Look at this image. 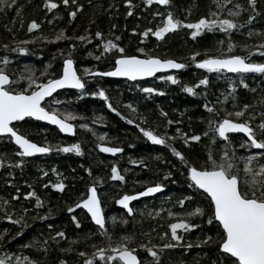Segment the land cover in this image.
Returning a JSON list of instances; mask_svg holds the SVG:
<instances>
[{
  "label": "trees",
  "instance_id": "1",
  "mask_svg": "<svg viewBox=\"0 0 264 264\" xmlns=\"http://www.w3.org/2000/svg\"><path fill=\"white\" fill-rule=\"evenodd\" d=\"M76 2L83 5V8L77 11L75 17H70L68 13L76 5L70 3L65 6L62 0H56L58 7L52 10L47 9L44 0H15L14 3L13 0H0V59L9 57V63L0 64V67L13 80L29 67L35 70L39 79L46 78L40 75L46 68L55 77L60 74L62 61L69 52L78 72L82 73L85 67L92 71L110 70L114 66L115 57L120 53L112 49L101 55L103 41L95 37L98 30L104 34V40H112L123 47L125 54L172 58L184 63L186 67L177 73L161 75L178 77L176 84L161 80L158 78L160 76L147 82L111 80L98 76L86 78V91L103 88L117 112H112L100 97L82 95L80 91L60 92L57 97L61 101L59 105L51 104L49 100L45 106L51 105L61 113L73 114L71 118L74 122H68L76 126L75 138H65L57 129L31 119L16 125L27 138L52 147L53 150L45 156L21 157L13 141L8 137H0V161L3 162L0 164V233H3V239H0V258L8 256L11 264H17V257L20 258V264H31V261L37 264H60L62 260L66 264H84V260L91 257L93 264H106V261L94 255L96 248L107 249L109 244L114 246L123 235H131L133 240L129 247L135 250L141 264H213L220 256L217 234L221 230L217 223H207L210 213L208 198L189 186L184 166L170 148L149 141L137 125L165 136L169 144L197 165L205 161L209 149L219 155L223 141L218 138L217 143H212L209 133L208 137L202 135L198 142L184 145L176 131L178 128L181 133L189 135L203 133L208 129V119L218 120L227 112L234 113L243 108L245 104L249 107L244 110V115L239 118L233 115L231 118L249 120L256 128L260 120L264 119V75L209 72L197 67L190 54L198 52L197 59H203L206 55H248L251 49L259 47L261 41H264V0H257L258 7L254 13L247 0H231L232 5L240 4L242 7L239 16L230 18L243 26L227 33L219 29L205 31L195 38L190 34L193 30L188 29L186 24L201 16L215 18L208 16L210 9L215 10L213 0H171L164 7L154 3L147 5L144 0H132L130 14L124 0ZM8 4L11 7H7ZM168 11L186 23L169 31L163 38L152 36L151 33L148 36L142 35L146 29L154 31L157 26H162ZM221 15L228 16V13L225 11ZM249 15L253 16L252 21L248 20ZM32 20L40 28L29 32L27 25ZM60 29H64V38L55 40ZM79 36H83L84 41L77 39ZM229 40L235 45L230 52L227 51ZM4 45H7V49ZM17 45L26 47L28 51L12 52L11 49ZM139 48H144L145 52H138ZM96 56L101 58L97 60ZM248 60L264 62V55L251 52ZM203 77L208 78L207 85L198 84ZM242 79L248 85L247 88L240 83ZM25 84L24 80H20L19 84H13V88ZM229 84L235 87L229 88ZM185 85L193 86L196 95L185 91ZM149 87L159 91H143ZM128 104L133 107L129 108ZM205 104L215 108L219 115L209 112ZM162 112L166 115H162ZM129 120L135 123H129ZM85 124L88 127H81ZM102 134L105 136L103 140L100 139ZM230 138L237 154L246 156L255 151L254 148L238 146L245 137L230 135ZM76 142H79L82 149L79 154L59 150L60 145ZM100 144L119 147L122 152L114 158L104 155L99 151ZM18 160H23V164L17 166L15 162ZM113 164L125 177L124 181L111 178ZM242 166L243 161L240 163ZM168 171L172 172V176L166 178L165 173ZM61 182L64 184L63 190L52 187V184ZM157 182L164 185V193L136 203L135 206L146 204L156 207L157 202L163 201L175 213H184L197 206L204 209L203 216L189 218L199 225L198 228L188 231L178 229L183 239L177 247L156 249L160 254L159 262L154 261L146 249L137 245L149 242L155 245L177 243L170 240L171 230L168 225L180 217H169L167 212H163L158 217L143 215L138 218L134 212L129 215L116 206V200L123 194L140 192ZM92 185L100 189L106 218L109 211L116 210L119 220L112 226L106 224L111 240L100 233L84 210L73 208L72 212L68 211L80 199L86 198L88 188ZM29 191L36 192L41 204L37 205L36 197L25 196ZM13 196L16 198L13 199ZM185 196L191 199L180 205L178 201ZM5 200L9 203L3 204ZM7 213H11L13 220L21 216L23 219L19 224L13 223L3 218ZM74 215L80 221L79 227L72 220ZM59 231L65 233L64 237H55ZM205 235L211 236L212 241L200 243ZM188 243L192 247L187 250L180 246ZM81 252L87 255H80Z\"/></svg>",
  "mask_w": 264,
  "mask_h": 264
},
{
  "label": "snow or ice",
  "instance_id": "2",
  "mask_svg": "<svg viewBox=\"0 0 264 264\" xmlns=\"http://www.w3.org/2000/svg\"><path fill=\"white\" fill-rule=\"evenodd\" d=\"M15 0H13V3ZM215 4V10L210 9L208 16L215 18H207L201 16L197 20L191 23H187L188 29H192L191 36L195 38L198 34L205 31H213L219 29L223 32H230L233 29L242 27L237 21L230 17L239 16L242 5L231 4V0H213ZM45 6L48 10L56 9L58 7L56 0H44ZM65 6L70 3L76 5V8L68 13L70 17H75L77 11L83 8V5L77 4L76 0H62ZM124 3L129 6V14L131 13L132 0H124ZM147 5L157 3L159 5H169L171 0H144ZM250 6L251 12H255L258 4L257 0H247ZM231 5V6H230ZM7 7H11L8 4ZM227 12L228 16L222 17L223 12ZM154 15H162L161 13H154ZM248 20L252 21L253 16L249 15ZM186 22L182 19L174 17L171 11H168L162 21V26H157L155 30L146 29L142 35L148 36L151 33L152 36L157 38H163L166 33L171 30H175ZM28 31L31 32L34 29H39L40 25L32 20L27 25ZM115 27V25H113ZM135 31V29H133ZM95 37L101 38L103 41V52L107 53L112 49L118 50L120 53L115 57L114 66L108 71L95 70L92 71L85 67L81 72L77 71L75 62L69 52L66 58L62 61V69L59 75L53 77L48 73L47 68L44 72H41L42 77L45 79H39L35 70L32 68H25L22 70V74L13 80L6 72V70L0 67V134H8V138L19 146V156H31L36 153H49L53 149L48 146L33 142L27 138L24 134H21L19 130L13 126L14 121H23L25 117H35L41 121H48L52 125L58 126L59 130L64 133H71L74 130V125L68 122L69 118L73 116L71 112L61 113L59 109L55 107L45 106L47 103L46 98L51 100V104L59 105L61 103L58 99H51L53 93L57 89L71 87L80 90L82 95H91L93 97H100L107 104V107L112 112H117V109L113 107L109 102V97L103 88H99L98 91L88 92L86 91L85 79L92 75L111 76V77H129L135 80L137 77L152 76L160 69H183L186 67L184 63L177 62L176 59H165L155 55H128L125 54V49L118 43H114L112 40H104V34L101 31L95 32ZM47 39V37H43ZM64 38V29H60L59 33L54 37L55 40H61ZM77 39L84 41L83 36L77 37ZM117 39H119L117 37ZM221 43H223L221 41ZM7 49V45H4ZM70 47L74 48L75 45ZM99 47V45H98ZM235 47L233 42L229 40L227 51ZM12 52L26 53L28 49L26 47H17L11 49ZM138 52L144 53V48H139ZM257 52L264 55V41H261L259 47H254L248 53ZM92 55V53H89ZM248 55H206L203 59H197L198 52H192L190 54L193 62L201 69H206L209 72L230 71L234 73H260L264 75V62H250ZM101 56H96L99 60ZM9 63V57L4 56L0 59V64L7 65ZM161 80L171 81L173 84L178 82V77L168 75L167 77H158ZM20 80H24L26 84L22 87L13 88V84H19ZM208 78L203 77L198 81L199 85H207ZM244 87L248 85L242 79L240 81ZM229 88H234L235 85L229 84ZM184 90L188 93L196 95L193 86L185 85ZM143 91L153 93L159 91L156 88H145ZM44 102V103H42ZM128 107H133L128 104ZM211 113L219 115L217 110L208 104L204 105ZM249 105L245 104L243 108L238 109L234 113L227 112L223 117L218 120L208 119L207 131L203 133L187 134L181 133L178 128L176 131L180 134V138L184 145H189L190 142H198L201 140V136L208 137L211 133L210 140L212 143H217L218 138H222L223 144L219 149V155H216L211 149L207 153L205 161L201 165H197L188 159V157L178 150L176 147L168 143V139L165 136L157 134L150 128L140 127L137 125L140 132L149 140L159 145H167L172 154L178 158L181 164L184 166V170L187 175V179L190 182V187L194 188L201 195L206 196L209 202L210 213L207 219L208 224L213 222L217 223L221 230L218 235L217 248L220 253L218 261H214L213 264H264V119H261L258 126L254 128L249 120L232 119L234 115L239 118L244 115V110ZM119 114V113H118ZM162 115L166 113L162 112ZM251 116V113H249ZM127 119V117H125ZM143 119V117H141ZM129 123H135L129 120ZM171 123V121H169ZM81 127H88V125H81ZM242 133L246 137L243 143L239 144V147H246L249 149L255 148L261 151H252L248 155L237 154L234 150L230 134ZM100 139H105L102 134ZM175 139V137H172ZM99 147L102 151L107 153L121 152L119 147H109L105 144H100ZM59 150L63 152H76L81 153L82 149L79 142L70 145H60ZM243 161L242 168L240 163ZM3 162L0 161V164ZM17 166L23 164V160L15 162ZM137 163V161H133ZM45 175V173H41ZM172 172L165 173V177H171ZM111 178L124 181L125 177L120 173L115 164L111 167ZM11 183V181H9ZM55 189L63 190L64 184L55 183L52 184ZM164 188L162 183H155L154 185L145 187L143 191L135 192L134 194H123L116 203L123 206L127 210V213L131 215L135 210L130 206V201L159 192ZM19 190L17 189V192ZM27 197H36L37 205L41 204L40 198L35 191H29L25 193ZM16 197L13 196V199ZM191 197H182L178 203L184 205L186 200ZM3 204L9 203L7 200L2 202ZM82 206L87 210V214L90 215L91 221L94 222L102 235H105L111 240L110 234L106 231V219L104 211L101 205V200L97 195L96 187L90 186L86 198L80 199L77 204L68 208L69 212L73 211V208ZM27 210L25 209V212ZM159 209L156 210L159 214ZM151 215V213H150ZM204 209L202 207H195L191 211L184 213H175L168 211L169 217H180L174 222L170 223L168 227L171 230V241L177 243H164V244H151L141 243L137 247L146 249L154 261L159 262L160 254L156 249L175 248L178 243L183 239L182 235L178 234V229L185 231L198 228L199 225L191 222L189 218L195 216H203ZM6 220L19 224L23 217H19L13 220L11 213H7L3 217ZM115 219V218H113ZM72 220L76 223L77 227L80 226V221L74 215ZM51 227V225H49ZM19 235V233H17ZM65 233L59 231L55 233V237H64ZM167 235V234H165ZM0 239H3V233H0ZM11 239V237H9ZM133 237L131 235H123L120 240L113 246L108 245V248L103 247L96 248L95 254L100 260L106 261V264H141L138 256L135 254V250L129 247V243L132 242ZM212 241V237L205 235L200 243H209ZM25 246H34L25 245ZM185 250L192 247L191 243L181 244ZM95 247V245H93ZM80 255H87L81 252ZM27 259V257H25ZM0 264H11V260L8 256L0 258ZM17 264H20V258L17 257ZM31 264H37L36 261H31ZM60 264H66L65 261H60ZM84 264H93L91 257L84 260Z\"/></svg>",
  "mask_w": 264,
  "mask_h": 264
},
{
  "label": "water",
  "instance_id": "3",
  "mask_svg": "<svg viewBox=\"0 0 264 264\" xmlns=\"http://www.w3.org/2000/svg\"><path fill=\"white\" fill-rule=\"evenodd\" d=\"M159 5V4H158ZM159 6H165V5H159ZM166 59H169V58H166ZM170 59H172V58H170ZM177 62H180V61H178L177 60ZM180 63H182V62H180ZM75 67H76V64H75ZM198 67V66H197ZM77 68V67H76ZM184 69V68H183ZM180 70H182V69H160V70H158L156 73H154V75H152V76H146V77H137L135 80H133V79H131V78H129V77H111V76H101V75H92L91 77H88V78H93V77H96V76H98V77H107V78H110L111 80H124V81H139V82H147V81H149V80H151V79H153V78H156V77H158V76H161V75H163V74H170V73H177V72H179ZM221 72H226V73H228V74H238V73H234V72H230V71H227V70H225V71H221ZM67 90H77V89H74V88H71V87H65V88H62V89H57L56 90V92L55 93H53V96H52V98L55 96V95H57L59 92H62V91H67ZM77 91H80V90H77ZM50 99L49 98H46V101H49ZM42 103H44V102H42ZM26 119H32V120H34V121H37V122H39V123H42V124H44V125H46V126H50V127H52V128H54V129H57L61 134H62V136H64L65 138H75L76 137V132H77V129H76V126L74 125V130H73V132H71V133H64V132H61L60 130H59V128H58V126H56V125H52L50 122H48V121H41V120H38V119H36L35 117H25L24 118V120H26ZM23 120V121H24ZM18 122H22V121H14V122H12L13 123V126L16 124V123H18ZM230 135H241V136H243V137H245L244 136V134H242V133H232V134H230ZM0 137H8V134H0ZM246 138V137H245ZM221 140H222V138H221ZM34 142V141H33ZM14 143V142H13ZM14 145H15V143H14ZM17 148H19V146H17V145H15ZM106 146H108V145H106ZM109 147H112V146H109ZM99 150H100V152L102 153V154H104V155H107V156H110V157H116L120 152H117V153H107V152H104V151H102L101 150V148H99ZM254 150L255 151H261V150H258V149H255L254 148ZM47 154H49V153H44V154H41V153H36V154H33V155H31V156H24V157H27V158H35V157H41V156H45V155H47ZM93 186V185H92ZM95 186V185H94ZM96 187V189H97V195L99 196V198H100V194H99V189H98V187L97 186H95ZM164 188L163 189H161L159 192H157V193H153V194H148V195H145V196H141V197H138V198H136V199H134V200H132V201H130V206L132 207V205H134L135 203H137V202H141V201H145V200H147V199H151V198H155V197H158V196H160V195H162L163 193H164ZM143 191V190H142ZM130 194H134V193H130ZM100 200H101V198H100ZM101 205H102V203H101ZM117 206L120 208V209H122V210H125L126 212H127V210L126 209H124L123 208V206H121V205H119V204H117ZM79 209H82V210H84L86 213H87V210L86 209H84L82 206H80V207H78ZM102 208H103V206H102ZM103 211H104V209H103ZM104 215H105V212H104ZM88 216L90 217V215L88 214ZM105 219H106V215H105ZM92 223L94 224V222L92 221ZM95 225V224H94ZM96 226V225H95ZM98 227V226H97ZM136 254V253H135ZM137 255V254H136ZM138 256V255H137ZM138 258H139V256H138ZM139 260H140V258H139Z\"/></svg>",
  "mask_w": 264,
  "mask_h": 264
},
{
  "label": "rangeland",
  "instance_id": "4",
  "mask_svg": "<svg viewBox=\"0 0 264 264\" xmlns=\"http://www.w3.org/2000/svg\"><path fill=\"white\" fill-rule=\"evenodd\" d=\"M70 121H73L74 122V119L73 118H69ZM80 128V126H79ZM103 193H105V191H103ZM166 202H163V201H159L156 203V207H153L151 205H146V204H143V205H139V206H135L134 207V213L138 216V218H141L143 215H155V217H158L160 216L163 212H167L168 211H172V207H168L166 206L165 204ZM108 209V208H107ZM159 209V214H157L156 210ZM109 210V209H108ZM191 211V210H190ZM115 218V219H113ZM118 217L116 216V214L114 212L111 213V211H109V216L107 218V224L109 226H112L114 224H116V222L118 221ZM117 243V242H116ZM115 243V244H116ZM114 244V245H115Z\"/></svg>",
  "mask_w": 264,
  "mask_h": 264
},
{
  "label": "flooded vegetation",
  "instance_id": "5",
  "mask_svg": "<svg viewBox=\"0 0 264 264\" xmlns=\"http://www.w3.org/2000/svg\"><path fill=\"white\" fill-rule=\"evenodd\" d=\"M154 4H156L157 6H159L157 3H154ZM159 7H164V6H159ZM106 71H108V70H106ZM87 79H90V78H87ZM136 82H139V81H136ZM67 91H77V90H67ZM63 92V91H62ZM60 94V92L57 94V95H55L53 98H51V99H58L57 97H58V95ZM100 100H103L102 98H100ZM32 120V119H31ZM29 121V119H26V120H24V121H22V122H18V123H16L15 125H14V127H16V125L17 124H21V123H24V122H28ZM105 145H108V146H113V145H110V144H105ZM100 148V147H99ZM100 151V150H99ZM122 152V151H121ZM121 152L117 155V156H119L120 154H121ZM101 153V152H100ZM114 158V157H113ZM99 189V188H98ZM101 192H100V189H99V194H100ZM100 198H101V194H100ZM120 198V197H119ZM118 198V199H119ZM148 200V199H147ZM102 198H101V203H102ZM142 202V201H141ZM137 203H139V202H137ZM136 205V203L134 204V205H132V207H134ZM103 206V205H102ZM116 206H117V203H116ZM103 209H104V212H105V215L107 214V212H106V209L104 208V206H103ZM121 211H123V212H126L125 210H122V209H120ZM115 209H113V210H111V213L112 212H114L115 213ZM106 217H107V215H106ZM106 224H107V218H106Z\"/></svg>",
  "mask_w": 264,
  "mask_h": 264
}]
</instances>
